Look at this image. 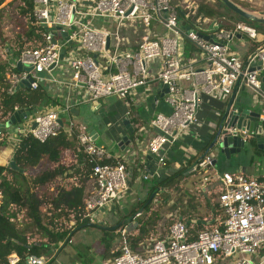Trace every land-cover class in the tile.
<instances>
[{
  "label": "built area",
  "instance_id": "2783aa9c",
  "mask_svg": "<svg viewBox=\"0 0 264 264\" xmlns=\"http://www.w3.org/2000/svg\"><path fill=\"white\" fill-rule=\"evenodd\" d=\"M174 1L33 0L34 23L43 27L42 38L34 45L25 46L17 60L32 66V70H10L6 74L8 92L17 90L20 81L29 75L32 78L30 89H37L41 83H52L64 89V103L37 110L28 117L32 119L29 128L23 121L22 133H29L44 142L62 130L73 133L78 129V141L93 163L94 177L81 221L98 223L99 213L128 193L130 171L127 161L103 162L112 155L104 146L95 144L85 126L79 127L72 120V109L79 103L93 104L110 96L127 99L136 89L152 82H159L161 90L166 86L168 92L164 94V100L171 111L157 112L150 120L154 132L149 139L148 152L156 155L159 164L165 163L167 148L177 144L184 133L197 125L199 108L205 97L220 95L226 98L227 104L241 87L248 89L255 106L263 109L259 111L258 121L264 136V91L260 69L251 70L252 64L257 62L256 56L263 62L261 70H264V43L250 60H243L231 51V41L238 33L256 38V28L237 21L232 25L222 23L200 29V23L211 20L201 17L190 26L181 15L185 0ZM241 1L257 6L264 3V0ZM188 10H191L190 6ZM110 25L116 27L113 32L109 30ZM122 30L131 31L133 40ZM54 39L56 43L52 42ZM186 40L201 51L202 67H196L194 59L185 57ZM63 50L66 52L61 59ZM70 51L72 56L69 57ZM98 57L104 58V65L97 61ZM65 59L69 66L63 71L60 62ZM156 60L161 64L152 74L150 65ZM80 90L82 94L78 101L74 96ZM237 97L235 94L232 108ZM6 120L0 117V123ZM222 124L219 140L227 134L238 135L245 145L255 139L254 132L245 126L226 129ZM22 133H16L13 140L9 139L8 129L0 128V141L7 136L17 146ZM215 161L212 154H206L197 160L194 168L202 179L197 190L206 191V185L215 179L213 190L219 191V215L208 221L210 227L206 225L193 233L190 221L178 218L164 235L152 234L139 249L131 246L126 236L128 231L122 228L118 253L106 258L102 264H264V181L243 172L213 174ZM144 178L148 179L149 175ZM2 199L0 191V204ZM10 207L12 211L18 210L14 204ZM21 219L20 211L11 217L17 225ZM19 262L20 256L13 252L0 264ZM26 264H45V260L29 256Z\"/></svg>",
  "mask_w": 264,
  "mask_h": 264
},
{
  "label": "trees",
  "instance_id": "16d2710c",
  "mask_svg": "<svg viewBox=\"0 0 264 264\" xmlns=\"http://www.w3.org/2000/svg\"><path fill=\"white\" fill-rule=\"evenodd\" d=\"M6 1L0 0V26L4 18L5 8L13 6L16 2H19L18 9L20 14L28 18L31 25L23 26L24 28L20 32V36L17 39L18 49L14 52L15 61L12 64L9 62L0 63L1 119H8L16 108L42 110L38 109V106L49 104L55 106L59 103L58 99H53L49 95L48 88L43 83L37 89L20 88L8 92L9 83L6 74L10 70L18 71L13 64L19 59L21 52L25 48L26 39L33 40L37 38L38 41H41L43 27L34 24L32 14L34 9L33 0H11L5 6H2ZM217 1L219 2L218 6L204 3L198 6L196 10L183 9L181 15L185 23L194 26L195 21L200 17L211 18L218 15L221 8L226 6L219 0ZM252 8L264 12V7L253 6ZM228 10L231 11L230 9ZM185 14H188V17ZM234 14L240 20L252 24L258 32H264V25L249 21L236 13ZM186 43L187 45L192 44L188 40H186ZM186 53L188 54V52ZM131 122L135 127L134 132L130 134L131 140L134 141L138 130V127L135 126L137 119H131ZM77 135L78 129L73 133L62 130L56 136L41 142L29 133L19 134L20 140L14 149L12 158L16 166L27 172L40 164L45 165V168L35 175L32 187L26 185L25 172L22 173L20 170L12 168L10 164L0 165V191L3 194L2 203L0 204V263L6 261L7 257L13 252L20 256L19 264H26L29 256L43 258L49 253L50 245L57 246L59 250L63 249L75 234L74 228H83L91 225L88 220L81 221V218L84 214L85 200L91 193L94 180L93 163L89 161L88 156L82 151ZM6 143L7 136H4L0 141V150ZM256 145L259 148L258 144ZM65 152H72L78 155L77 160L74 163H65L63 161ZM103 162L115 163L113 159H106ZM188 168L189 166L182 167L159 181H153L149 189L148 198L138 202L136 207L133 208L130 215H135V217L131 220V223L138 221L137 233L131 234L128 238L134 249H139L140 244L151 236V229L156 223L157 213L150 208L152 200H149L151 196L155 192H164L166 188L178 185ZM8 174H12L13 178L7 177ZM256 177L259 181H264V173ZM11 204L17 207V211L26 210V216L43 230L44 235L48 239L47 242L31 243L29 241L25 230L20 229L17 223L11 221V217L16 216L17 213V211L11 210ZM192 220H189V227L193 233L208 225V221L204 219L198 218L195 222ZM63 222L72 223L73 226L67 228L63 226ZM125 227H127L126 224H121L118 229ZM61 242L63 245H59ZM116 253H118V250L113 254ZM53 258L48 261V264L54 260Z\"/></svg>",
  "mask_w": 264,
  "mask_h": 264
},
{
  "label": "crops",
  "instance_id": "0c3cea01",
  "mask_svg": "<svg viewBox=\"0 0 264 264\" xmlns=\"http://www.w3.org/2000/svg\"><path fill=\"white\" fill-rule=\"evenodd\" d=\"M263 4L264 3L260 2L259 3L260 6H257L258 4L256 5L249 4V5L252 7L254 6V7L262 8ZM254 11H261V10H254ZM263 43H264L263 31L258 32L257 30L256 38H252L245 33H238V35L231 41V51L238 54L243 60H246L247 57L251 53H253L254 50L258 49ZM184 52H185V57L187 59L195 60L194 64L196 65V67H202L204 63L201 60L202 59L201 51H199L193 44L187 45L185 41ZM186 52H188V54ZM160 64L161 61L159 60L153 61L151 63L150 69L152 74L155 73V71L159 68ZM44 85L47 86L49 95H51L53 99H58L59 103L55 106L51 104L46 105L45 108L42 109V111L62 105L65 101L64 89L61 90V86L54 85L52 83H47ZM160 87L161 85L159 82H152L145 87H139L127 99H123L124 102H122L121 105L122 109L120 110L119 114L112 109L113 106L109 105V107H106L107 98L102 100L103 104L98 109L95 107V105L89 103H79L78 105L75 106L74 108L75 113L72 112V116L74 115L78 116L80 114V109L82 106H87L91 109V112L85 114V118L83 119L85 120L87 119V117L90 118V122H88L89 124L85 123V125L84 124L83 125L76 124V125L79 127L85 126L87 128L93 124L96 129V134L98 135L97 139L100 138L102 135H104L105 137L106 134L105 128L108 126L104 119L105 117H107L106 112L109 111L110 114L116 116L114 119L116 122L115 127L117 128V131L114 132V135H110V138L116 140L118 149L114 153L109 152L112 155L110 159H113L114 161L116 159L127 161V166L130 171L128 193L122 199L117 200L110 207L101 211L99 213L98 223L91 224L88 227L75 228L74 229L75 233L81 230L86 232V234H88L91 232L90 230H93V232L95 231L99 234L95 241L96 243L100 241L101 236L103 240L105 235L113 234L112 232H114L117 229V225L120 223L122 219H126L129 216H135V215H130L132 214L133 208L136 207L138 201L139 202L143 201L146 199L144 198L145 196H149V189L153 181H157V180L159 181L164 177L179 170L182 167L189 166V168L187 169V171L183 176L184 183H186L187 186L186 189H189L193 193L195 192L203 193L206 192L207 190L208 191L213 190V188L211 187L216 184L215 179H213L211 182H209L206 185L207 188L206 191L197 190V187L201 184L202 179L199 173L194 168L197 160L206 154H212L215 159L217 157L214 151L216 147L212 146V143L214 142V138L216 137L220 129V126L222 124L221 117L226 106V98L220 95L214 97H205L199 108V113H198L199 120L197 125H195L186 133H184V135L177 142V144L167 148V150L165 151L166 154L165 163L159 164L156 155L151 160H149L147 156L150 154L148 152L149 139L154 132L153 128L150 125L151 118L157 112L161 111V112L169 113L171 111V107L165 102L164 96L159 97V99L156 100V97L159 95V93L163 92V89L161 90ZM81 94L82 91L80 90L78 94L74 96V98L79 101ZM236 95L238 97L245 96V91L243 90V87L236 90ZM121 99L119 100L121 101ZM92 109L96 111L97 114H92ZM254 109L260 111L257 107H254ZM100 110H103L104 114L102 116H100L101 115ZM127 112H129L130 115H127ZM126 118L132 120L136 118L137 122L135 126L136 127L138 125L140 126L135 134L134 141L131 140V136H130V140H131L130 143L126 145L124 149H122V147L119 145L120 141L122 140V137L124 135H130V133L123 124V121ZM12 131L13 132L9 133L10 134L9 139H13V140L15 139L14 136H16V133L23 132V131L21 132V128L18 125H15V128ZM9 139H7L8 143H6V145L0 150V165L3 166L9 165L10 161L13 158L14 149L16 147V143L13 140H9ZM253 141L256 144H258L256 139H254ZM101 146L103 145L101 144ZM77 156L78 155L72 152H65L63 161L65 163H72L77 160L78 158ZM67 158H69V161L67 160ZM251 166L255 171L256 167L253 165ZM246 169H248V166L242 167L237 172H243L247 174ZM223 171L224 170H220L217 168V160H216L215 167L213 168V174L214 172L218 173ZM146 174L149 175L148 179L144 178V175ZM247 175L254 176L252 174H247ZM131 181L133 182L131 183ZM165 190H167V188ZM159 194L160 192L153 193L152 201H157V196ZM124 209H126V211H124ZM106 210L110 211V213H106ZM19 211H20V217L23 218L24 210H19ZM120 213H122L121 216ZM218 215L219 214H217L216 217ZM179 218L185 220L183 217H179ZM185 221L189 222V220H185ZM89 228H95L99 230L89 229ZM121 229L122 228H120L119 230ZM72 242H73V237L71 238V240H69L68 244L63 249L61 250L58 249L59 254L54 258L52 257L54 260L49 264H86L84 261L81 262L82 258L79 256V254H81L80 252L83 249L87 248L92 244L90 242H84L81 243L79 246L74 247L71 246ZM81 246L83 248H79ZM112 255L113 254H111V256ZM106 258L102 260L101 264ZM48 261L46 262L47 264ZM91 264H97V263L94 262Z\"/></svg>",
  "mask_w": 264,
  "mask_h": 264
},
{
  "label": "rangeland",
  "instance_id": "374dc122",
  "mask_svg": "<svg viewBox=\"0 0 264 264\" xmlns=\"http://www.w3.org/2000/svg\"><path fill=\"white\" fill-rule=\"evenodd\" d=\"M10 1L7 0L2 6H5V4ZM174 3L175 1L172 0ZM237 4L242 6L243 8L254 11V8L250 7L247 3H242L239 0H235ZM208 3L212 4L214 6H218L219 2L217 0H185L183 2V6L185 9H188L190 6L192 10H196L198 6ZM19 2H16L13 6H8L5 8L4 18L2 19V23L0 26V63L1 62H9L12 64L15 61L14 52L16 49H18V37L20 36V32L24 28L23 26L29 25L28 18L24 17L23 14H20L18 9ZM257 14H260L261 11H254ZM261 15V14H260ZM208 22H202L198 25L200 29H206L211 27H216L217 25H221L222 23L224 25H232L233 23L239 21V17L236 16L233 12L229 11L226 7H222L220 10V13L214 17L210 18ZM35 24V23H34ZM100 25L99 23H97ZM31 25V24H30ZM110 31L115 30V25L108 26ZM123 34L128 37L129 39L134 38V34L131 31H124ZM25 40V38H24ZM114 40V39H113ZM36 41H38L37 38L33 40H27L25 41L26 46L28 45H34L36 44ZM69 57L72 56V52L70 51L68 53ZM97 61L101 63L102 65L105 64V60L102 57H98ZM68 63L67 59L62 60L60 62V68L64 71V69H68ZM60 70V69H59ZM67 74V73H66ZM249 95L252 97L251 92H249ZM121 98L117 96H110L107 97V104L106 107H109V105L113 106L112 109L119 114L122 105L123 99L121 101L119 100ZM245 105L249 104V101H244ZM123 107V106H122ZM45 105L38 106V109H44ZM260 111H262V107L258 105L257 107ZM91 109L87 106H82L80 109V114L78 116L74 115L72 116L73 121L75 124L78 125H85V123L89 124L90 118L87 117V119L83 120L85 118V114L90 113ZM107 117H105V121L107 123V127L105 128V137L102 135L100 138L95 140V144L100 145L101 144L107 149L108 152L114 153L118 149V145L116 143L115 139H111L110 135H114V132L117 131V128L115 127V115L110 114V112H106ZM92 114H97L96 111L92 109ZM100 115V114H99ZM111 115V116H108ZM102 116V115H100ZM99 116V117H100ZM32 119H24V125L26 128H29L30 123ZM140 125L137 127L139 128ZM15 125L10 127L8 129V132L11 133L14 130ZM8 143V142H7ZM216 153V160H217V168L220 170L228 171L231 173H236L238 170H240L244 166H248V169H246L247 174H252L254 176L260 175L261 173H264V149H259L254 141H250L246 143V145L242 148L240 152H235L231 155L230 158H227L224 153L220 152V149L216 147L214 149ZM69 161V158H67ZM74 163V162H72ZM255 166V171L252 168V166ZM45 168L44 164H40L39 166L35 167L34 169L28 170L25 172V178H26V185L27 186H33V180L35 175L41 170ZM223 171V172H224ZM9 178H13L12 174H8ZM183 181V182H182ZM178 185H174L173 187L167 188V190H164V192H160V194L157 196V201H151L153 197L151 196L150 200V208L152 211L157 213L156 215V223L153 225V228L151 229L150 235H156V236H162L166 233V230L168 226L177 218L183 217L185 220H190L194 218L204 219L206 221L212 220L214 217H216L217 214H219L218 210V190H210L206 192H191L189 189H186V183H184V180ZM213 188V186L211 187ZM191 189V188H190ZM147 192V191H146ZM144 198H148V196H145ZM139 199V197H138ZM139 202V201H138ZM23 218L20 220L18 227L20 229H24L25 233L29 237V241L31 243H44L47 242V237L44 235L43 230L39 227H37L32 220H30L26 216V210L23 209ZM121 212V210H120ZM106 213H110V211L106 210ZM122 213H120L121 216ZM123 220V219H122ZM121 220V221H122ZM120 221V222H121ZM137 224L138 221L134 223H127V227H125L128 231L126 236H130L133 233H137ZM63 226H66L67 228L72 227V223L63 222ZM207 227H210L207 225ZM75 229V228H74ZM73 229V230H74ZM89 229H95V228H89ZM99 230V229H95ZM91 232L86 234L84 231H78L73 235V242L71 246H79L81 243L84 242H90L92 245L88 246L87 248L83 249L79 254V256L82 258L81 262H85L86 264H91L96 262L97 264H101L102 260L106 257L111 256L115 251H117L120 247L121 239H122V233L121 231L117 229L112 232L113 234L105 235L104 239L102 240V236L100 238V241L96 243V239L98 237L97 232H93V230H90ZM101 232V231H100ZM59 245H63V243H59ZM79 248H83L82 246ZM59 254L58 248L55 245H50V251L48 254H46L43 259L45 260V263L50 260L52 257H56ZM55 255V256H54Z\"/></svg>",
  "mask_w": 264,
  "mask_h": 264
},
{
  "label": "water",
  "instance_id": "95a60500",
  "mask_svg": "<svg viewBox=\"0 0 264 264\" xmlns=\"http://www.w3.org/2000/svg\"><path fill=\"white\" fill-rule=\"evenodd\" d=\"M222 2L228 9H230L232 12L238 14L239 16L252 21L254 23L258 24H263L264 25V12H261L260 14H257L256 12L249 11L237 3H235L232 0H219ZM64 35H67V33H64ZM53 43H56V40L54 39L52 41ZM259 49H256L251 53L248 57L247 60H250L252 55L256 52H258ZM65 50L62 51L60 58H64ZM255 59L257 62H254L252 64L251 70L254 69H260L259 75L261 77V82H262V90L264 91V70H261V66L263 62L259 60V56H256ZM16 67L19 71H28L30 72L32 70V66L29 65H24L20 61L16 62ZM31 82L32 78L30 75L24 79H22L17 86V89H20L22 87H25L27 89L31 88ZM245 91V96L244 97H237L235 106L232 108V102L235 97L236 91L233 93L232 97L228 101V103L225 106L224 112L221 117L222 123L225 124V128H229L232 126H236L237 128H241L242 126H245L247 129L250 131L254 132V138L256 139L258 146L260 149H264V136L262 135V125L258 121L259 118V111L254 109L255 103L253 97L249 95V90L246 88H243ZM168 92V88L166 86H163V92L156 97V100L159 99V97L164 96V94ZM249 101L248 105L244 104V101ZM103 104V101H95L93 105L98 109L101 105ZM37 112V109L33 110H25V109H19L16 110L11 116L5 121L0 123V128L3 129L4 131L7 130L8 128L18 125L21 128V132L23 131V121L25 118L31 117L33 114ZM73 113H75V109L72 110ZM100 114L103 115V110H100ZM123 124L125 128L128 130L130 134L134 132V127L131 123V119L126 118L123 121ZM36 124H34L35 126ZM223 126V124H222ZM222 126H220V130L218 131L216 137L214 138V142L212 143V146L218 147L220 149V152L224 153L227 158H230L231 155L235 152H240L242 148L245 146V143L243 140L239 138L238 135H230L227 134L222 140H219V134L222 131ZM226 129L223 132H226ZM86 131L92 136V140L97 139V134H96V129L95 126L92 124L89 127H87ZM130 135H124L122 137V140L120 141L119 145L124 149L126 145L130 143ZM155 157L154 154H149L147 158L149 160L153 159ZM12 168L16 170H20L22 173L25 172L24 169H19L14 160H11L9 163ZM126 211V209H124ZM135 216H129L126 219H123L117 227H119L121 224H127L133 220ZM116 228V227H115Z\"/></svg>",
  "mask_w": 264,
  "mask_h": 264
}]
</instances>
